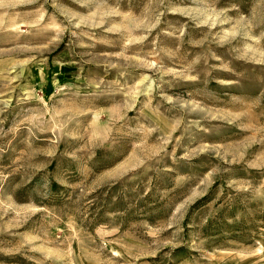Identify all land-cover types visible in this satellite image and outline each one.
<instances>
[{
	"label": "rangeland",
	"instance_id": "obj_1",
	"mask_svg": "<svg viewBox=\"0 0 264 264\" xmlns=\"http://www.w3.org/2000/svg\"><path fill=\"white\" fill-rule=\"evenodd\" d=\"M0 264H264V0H0Z\"/></svg>",
	"mask_w": 264,
	"mask_h": 264
}]
</instances>
